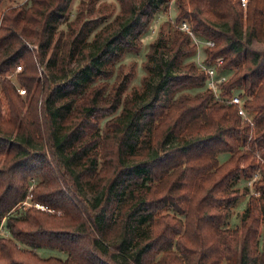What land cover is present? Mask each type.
<instances>
[{"label": "trees", "instance_id": "trees-1", "mask_svg": "<svg viewBox=\"0 0 264 264\" xmlns=\"http://www.w3.org/2000/svg\"><path fill=\"white\" fill-rule=\"evenodd\" d=\"M3 1L0 264H264V49L253 47L264 43V0L245 11L241 0H115L118 13L99 18L85 16L98 0H81L73 21L72 0ZM172 3V31L149 45L126 94L133 68H116ZM183 21L212 42L204 63L222 60L220 94L239 92L253 128L206 86ZM18 64L19 86L6 78ZM240 178L248 205L229 230Z\"/></svg>", "mask_w": 264, "mask_h": 264}, {"label": "rangeland", "instance_id": "rangeland-1", "mask_svg": "<svg viewBox=\"0 0 264 264\" xmlns=\"http://www.w3.org/2000/svg\"><path fill=\"white\" fill-rule=\"evenodd\" d=\"M27 0H4L1 4V9H4L7 6H20L24 4ZM81 0H72L70 7H69V21H73L76 17V13L78 12L79 3ZM241 8L245 11L247 9V0L245 4L241 3ZM110 13L112 15H116L118 13V5L115 2V0H98L97 4L95 5V10L92 14H85L88 18H99L102 16H108ZM178 11L174 5V3L170 4L169 9L167 12H159L156 14L153 22L150 24L148 30L141 36V46L140 49L137 52H127L123 56L121 60L122 68L120 71H118V67L115 70V75L119 73L125 74L128 73L133 68V76L131 77L128 88L126 91V94H129L132 87H139L141 84V80L144 76L143 72V62L145 60V55L148 52L149 45L152 43L154 39H156L161 33L166 34L167 32H171L173 29V21L175 16L177 15ZM109 18V17H108ZM111 18V17H110ZM109 18V19H110ZM108 19V20H109ZM59 28L65 29L64 25H61ZM58 35V33H57ZM56 35V36H57ZM198 43L196 46L198 49H196L194 55L189 59L190 61H194L197 67L199 68V63L204 62L205 53H204V47L206 46L205 40H202L201 38L197 37ZM191 43L195 44L193 39H191ZM28 48L36 54V46L32 45L31 43H26ZM253 47L258 50L264 49V43H253ZM34 61L36 62L38 73L41 72L42 67L40 62L37 60L36 57H34ZM117 66V65H116ZM13 82L19 86L16 77H14ZM114 81V76L110 80V84ZM207 86V85H206ZM186 92V91H185ZM193 92V91H191ZM1 105H2V116L6 117L8 113L7 109V102L4 99L2 95H0ZM229 155L227 153H220L218 155V161L220 163H224L228 160ZM4 160V156H0V167L2 165V162ZM241 164H243L241 162ZM33 183V181H32ZM35 183V182H34ZM250 183L244 180L243 178H240L233 186L232 189H234L239 194V198L236 201L234 205H232L229 209V214L225 220V228L229 230H235V229H241V218L243 216L244 210L246 209L248 205V196L243 195V188ZM23 203V202H22ZM22 203L17 204L12 212L15 210L20 209L21 207L26 208L28 205H22ZM29 203V202H27ZM30 205V203H29ZM181 235V234H180ZM178 237H180L178 235ZM177 237V238H178ZM192 240L196 241V237L193 236ZM209 242L212 243V240L209 238ZM264 242V229L263 226L260 224L259 226V249H262ZM192 248L195 249L196 245H191ZM37 253L41 257H50V256H56L60 258L65 257V253L59 252L55 249H49V248H41L37 250Z\"/></svg>", "mask_w": 264, "mask_h": 264}, {"label": "built area", "instance_id": "built-area-1", "mask_svg": "<svg viewBox=\"0 0 264 264\" xmlns=\"http://www.w3.org/2000/svg\"><path fill=\"white\" fill-rule=\"evenodd\" d=\"M241 1H242V4L246 3V0H241ZM178 28L181 31L187 33L190 36V38L193 39V41L195 42L194 45L196 46V44L198 43L197 36L191 30L189 24L183 21L178 25ZM205 43H206V46L212 45V42H210V41H205ZM196 49H198L197 46H196ZM221 62H222V60L219 58L216 60V63L213 65L208 66L204 62L199 63V68L204 70L207 74L206 85L212 91L214 98L216 100L227 101L233 105H236L237 106V113H238V115L241 116L243 122L249 124V126L251 128H253L254 123L252 120V116L245 110L244 105H243L244 99L240 96L239 92H234L232 94V96L229 98H224L220 94V86L219 85L221 82H223L226 79V76H227V72H225V71L220 72L217 70V67L221 64ZM20 71H21V65L18 64L15 66V68L11 72H9L6 75V78L12 80L15 77L16 73H18ZM18 92L20 95H24L25 90H24V88L18 87ZM22 205H29V203L23 202ZM36 206L39 207V205H36Z\"/></svg>", "mask_w": 264, "mask_h": 264}]
</instances>
